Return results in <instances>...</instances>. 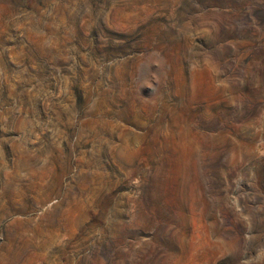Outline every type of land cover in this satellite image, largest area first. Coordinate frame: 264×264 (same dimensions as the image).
<instances>
[{
  "label": "rangeland",
  "instance_id": "rangeland-1",
  "mask_svg": "<svg viewBox=\"0 0 264 264\" xmlns=\"http://www.w3.org/2000/svg\"><path fill=\"white\" fill-rule=\"evenodd\" d=\"M0 264H264V0H0Z\"/></svg>",
  "mask_w": 264,
  "mask_h": 264
}]
</instances>
